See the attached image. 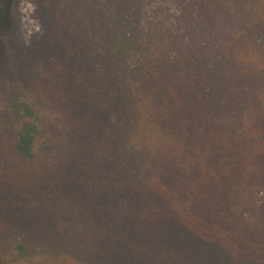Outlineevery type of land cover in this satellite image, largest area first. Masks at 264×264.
<instances>
[{
	"label": "trees",
	"instance_id": "obj_1",
	"mask_svg": "<svg viewBox=\"0 0 264 264\" xmlns=\"http://www.w3.org/2000/svg\"><path fill=\"white\" fill-rule=\"evenodd\" d=\"M51 9L0 82V264H264V0Z\"/></svg>",
	"mask_w": 264,
	"mask_h": 264
},
{
	"label": "rangeland",
	"instance_id": "obj_2",
	"mask_svg": "<svg viewBox=\"0 0 264 264\" xmlns=\"http://www.w3.org/2000/svg\"><path fill=\"white\" fill-rule=\"evenodd\" d=\"M44 4V0H0V82L14 77L20 49L37 50L42 41L53 42L52 0H47V8Z\"/></svg>",
	"mask_w": 264,
	"mask_h": 264
}]
</instances>
